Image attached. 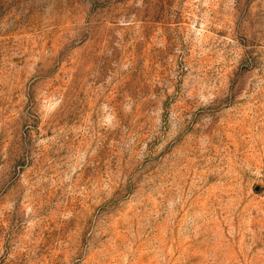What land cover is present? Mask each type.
I'll return each instance as SVG.
<instances>
[{
    "label": "rangeland",
    "instance_id": "1",
    "mask_svg": "<svg viewBox=\"0 0 264 264\" xmlns=\"http://www.w3.org/2000/svg\"><path fill=\"white\" fill-rule=\"evenodd\" d=\"M0 264H264V0H0Z\"/></svg>",
    "mask_w": 264,
    "mask_h": 264
},
{
    "label": "water",
    "instance_id": "2",
    "mask_svg": "<svg viewBox=\"0 0 264 264\" xmlns=\"http://www.w3.org/2000/svg\"><path fill=\"white\" fill-rule=\"evenodd\" d=\"M257 190H259V187H257Z\"/></svg>",
    "mask_w": 264,
    "mask_h": 264
}]
</instances>
